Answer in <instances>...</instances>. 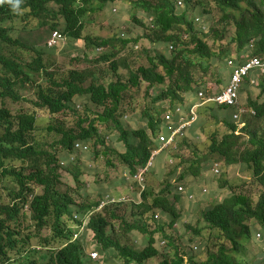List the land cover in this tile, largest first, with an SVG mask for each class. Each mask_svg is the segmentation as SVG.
<instances>
[{
    "label": "trees",
    "instance_id": "trees-1",
    "mask_svg": "<svg viewBox=\"0 0 264 264\" xmlns=\"http://www.w3.org/2000/svg\"><path fill=\"white\" fill-rule=\"evenodd\" d=\"M182 1L185 7L191 1L193 8L203 7L201 14L217 13L221 28L199 29L193 17L176 10V0H20L16 10L8 3L0 4V264H247L245 256L240 258V255L248 248L251 229L258 227L264 238V136L255 128L249 130L246 124L237 131L229 110L213 104L201 107L198 114L213 106L220 112L226 111L219 117L213 116L225 130L219 139L215 134L211 136L206 162L211 161L210 168L213 163L225 169L244 165L253 182L261 187L256 200L245 193L233 192L203 210L200 224L209 232V239L198 247L190 246L186 252L169 231L178 218L166 198L170 195L169 181L154 196L146 184L148 172L140 206L108 205L91 215L86 229L93 235L94 249L104 256L103 262L90 260L80 239L71 240L75 226L81 223L82 213L96 206L100 197L91 204L75 201L83 188L82 175L88 169L79 158L89 150L98 159L101 152L96 148L104 147V136L99 132L101 125L111 122L113 130L119 133L125 147L119 158L125 169L133 173L157 147L154 137L164 123V111L186 106L185 93L203 90L211 95L212 88L206 87L204 77L211 58L219 62L217 73L228 62L240 65L252 56L264 60V0ZM112 2L126 4L130 21L139 27H143L139 12L145 17L151 16L153 27L143 28L149 32L145 38L165 45L168 55L157 53L147 58V65L133 68L131 55L140 50H133L139 39L131 38V27L111 28L106 37L82 34L86 13L101 10ZM212 6L213 11L209 9ZM58 15L61 24L52 25L49 31L57 30L66 39L82 41L93 52L98 49L94 61L88 62L106 63L104 73L114 75V82L96 83L95 72L85 74L76 68H69L65 77L60 78L46 69L43 61L46 53L19 34L27 32L31 20ZM227 29H233L231 35ZM26 55H31L28 62L23 58ZM81 61H85V56ZM119 70L126 72V79ZM88 76L89 81L84 85ZM143 85L153 96L156 94L143 111L146 128L138 125L129 128L121 121L126 118L121 109L123 94L129 88L140 89ZM26 86L34 90L32 99L24 101L32 111L12 115L3 107V100L23 101L20 91ZM77 98L87 100L84 106L95 110L92 119L76 112ZM249 107L253 113L242 115L245 123L249 117L264 120V101L250 102ZM64 110L77 116L73 128L65 129L57 124L43 127L36 123V111L53 117ZM84 122L88 124L83 127ZM194 126L187 129L188 133ZM243 136L246 141L240 149ZM150 195L151 202L146 203ZM174 199H178L177 195ZM133 209L138 212L128 215ZM156 211L171 220H153ZM131 216L139 220L129 223ZM132 231L145 236L143 247L126 243V235ZM156 236L163 240V252L156 246ZM37 248L45 254L36 256ZM168 248L171 251L167 252Z\"/></svg>",
    "mask_w": 264,
    "mask_h": 264
},
{
    "label": "rangeland",
    "instance_id": "rangeland-1",
    "mask_svg": "<svg viewBox=\"0 0 264 264\" xmlns=\"http://www.w3.org/2000/svg\"><path fill=\"white\" fill-rule=\"evenodd\" d=\"M177 1L181 2V5L179 6H176L175 4L176 10L179 13L184 11L189 18L193 17L194 21H196L195 19L197 18L198 23L206 25L205 28L201 25H197L199 26V29H209L210 27L221 28L222 25L217 23L219 19L217 13L209 12V14H201L203 7L200 5H198V8H193L191 1V7L190 5L185 7L182 0H176V2ZM203 3L205 2L203 1ZM112 8H116L115 13L112 12ZM209 9L213 11L214 7L212 6ZM138 15L139 18H143V27H139L130 21L129 11L126 4H108L101 11L96 10L86 13V16L84 17L86 25L82 34L89 35V33H93L97 36L106 37L111 32V28L114 29L118 27L122 30L131 27V38L139 39L136 44V46H138L137 49H135V45H133V50L135 52L140 50L137 54H134V56L131 55V57H133L130 59V61H133L132 66L133 68H136L138 65H147V58L154 57L157 53L168 55V52L165 45L151 43L145 38L149 35V32L143 31V28H146L144 22L145 16L140 12ZM59 17V15L56 16V18H53L52 16H43L36 21L31 20L27 32H21L19 35L28 42L35 43L37 47L42 49V52L46 53V55L43 56L44 65L48 71L53 72L58 78L65 77V73L69 68H76L79 72L85 74L95 72L96 78L94 80L96 83L100 82L106 85L110 83V81L114 82L116 79L114 75L112 76L109 73H104V71L107 70L106 63H91L94 61L93 58L95 53L86 48L82 41L74 42L66 39L61 47L47 49L45 46V39L49 34V27L56 24L60 25L61 18ZM43 23H45L46 26L41 27ZM210 23L213 25L211 26ZM232 32L233 29H227L228 35H231ZM220 43L224 44V42ZM123 54H121L120 57L126 56ZM84 56L85 61L82 62L81 60ZM30 57L31 55H26V57L23 56V58L26 59L25 62H28ZM209 63H211V66L204 76L207 81L206 87L212 88V93H217L227 82L228 68L225 69V67H219L220 69L217 73L216 67L219 66V62L215 60V58H211ZM118 73L126 79L125 71L119 70ZM196 76L199 75L196 74ZM89 77L90 76H88V80L84 85L88 83ZM125 79L121 78V81L126 82ZM263 81L264 79L259 81V83L263 85ZM260 84L255 88L247 87L248 85L246 86V84H244L239 96V108L247 110V108H250V102L257 101V98L262 94L261 88H263V86H260ZM20 93L23 96V101L11 103L8 99L3 100V107L9 110L12 115L19 111H32L31 106L24 101L26 99H32V95L34 96V90L26 86L23 91H20ZM151 95L152 92L147 90L144 85L140 89L129 88L125 94H123L121 109L125 111L124 116H126V118H122L121 121L127 123L129 128H135L134 126L138 125L145 129L146 121L143 117V111L150 103L151 98L156 94H154V96ZM185 97L189 99L187 100L189 102L196 100L193 92L186 94ZM86 101L87 100L83 98L75 99L74 109L79 115H83L84 117L85 115H88L89 119H92L95 110L91 108V106L85 107L84 103ZM259 103L262 102L259 101ZM1 104L2 102L0 100V107ZM98 111L100 112V110ZM36 113V123L43 127H46L48 124H57L68 129L73 128L77 122V116L72 114L70 110H64L53 117L46 114L44 111H36ZM221 113H226V111L220 112V109H217L214 106L201 110L198 114L197 124L188 133L187 138L181 146L179 145L177 149L169 150L157 156L154 159L149 174L147 175L146 184L149 190L153 191L154 196H157L164 188L165 182L169 181L170 195L165 197L169 203L172 204L178 216L169 231L176 240V243H180L185 247L186 252L190 246L198 247L201 242L209 239V232L202 229V225L200 224V214L203 210L207 209L215 202L222 201L233 192L245 193L251 196L253 200H256L261 192V187L253 182L250 171H248L244 165L231 166L225 169L219 164V175H212L211 168L209 167V162L211 161L206 162V151L210 144L211 136L215 134V137L219 139L225 130L224 126H222L216 118H213V116L215 117L217 114L219 117V114ZM229 113H231V109L229 110ZM247 118L248 117H245V119ZM87 124L88 122H84L83 127ZM244 124L248 126L249 130L255 128L258 133H261L264 136V120L256 121L249 117L246 123L244 121ZM238 129L237 126V131L240 130ZM99 132L104 136V147L97 146L96 150L101 152L98 159L94 158L89 150L79 158L80 163L84 164L88 169L85 171V174L82 175L81 180H83V188H80L78 197L75 201L91 204L96 200L98 195H101L104 192V190H113L114 192L112 193L116 195H125L126 192H128L125 196L129 199H135L138 204L139 198H135L134 192L129 190V185L122 179V173L126 169L125 165L121 163L119 156L125 152V147L119 138V133L116 130H113L111 122L106 125H101L99 127ZM147 132L149 131L147 130ZM245 141L246 138L243 136L239 141L240 149L244 147ZM104 150H106V152H103ZM102 153H105V155ZM179 177H182L183 179L178 180ZM71 185L72 187L74 186L73 182H71ZM179 185H183L184 188L187 189L189 192L188 195L191 196L190 200H188L185 195L176 193L175 189ZM203 189H205V193L202 192ZM175 195H177L178 198L176 201L174 199ZM150 196L151 197H148L149 199L147 198L146 203L151 202L152 195ZM134 206L137 207V205ZM122 211L123 209L120 213H122ZM126 211H129V209ZM131 212L135 214L138 210L133 209L128 215H131ZM138 220V217L131 216V221L129 223H135V221L137 222ZM162 220L169 222L171 217L168 218V216L165 215L162 217ZM115 224L120 226L118 223ZM195 230L196 233L194 232ZM261 234L262 233L258 227L251 229V238L247 244L248 248L247 250H243L240 255V258L242 255L245 256L244 258L246 259L247 264H264V238ZM126 236V243L131 244L136 248H141L145 245V236L140 235L136 231L129 232ZM88 237L89 239L85 244L89 247L88 249H90V244H92V242L90 235H88ZM156 238V246L160 252H163V245L161 244L160 238L157 236ZM166 250L167 252L171 251L170 248ZM198 250L200 251V249H196L195 251L199 252ZM39 254L43 255L45 254V251L37 250L36 256ZM202 257L203 256H201V258ZM32 259H34V257H32ZM97 261L103 262L104 256L100 257Z\"/></svg>",
    "mask_w": 264,
    "mask_h": 264
},
{
    "label": "built area",
    "instance_id": "built-area-1",
    "mask_svg": "<svg viewBox=\"0 0 264 264\" xmlns=\"http://www.w3.org/2000/svg\"><path fill=\"white\" fill-rule=\"evenodd\" d=\"M150 22L151 18L148 19V23ZM150 27H152L151 24ZM60 40L62 41V36L57 31H53L46 45L47 47L54 46ZM227 66L230 68V74L228 81L223 86L222 90L217 93H211V95H206L202 90H199L196 93V104L191 105L187 110L183 107L176 106L173 112L167 111L164 114L166 133H160L155 137L157 148L151 151L146 163L141 167H137L132 175L125 174L126 180L136 185L137 189H134L133 186H130L129 189L131 191L135 190L138 197L144 190L145 175L151 169L156 154L177 148V140L182 138L184 136V131L197 120L198 108L207 104H213L216 107L233 109L230 114L231 120L236 124V126H238L239 129L243 127L244 123L241 120V117L242 114L246 113V110L239 108V94L246 80H249L248 83L252 86L257 85L255 78L264 75V60L258 57H250L240 65L228 62ZM211 172L213 175L219 174L220 170L216 163L212 165ZM176 192L184 193L183 187L177 186ZM202 192H205V190H202ZM187 198L191 199V196L189 195ZM128 201L129 199L124 196L114 199L109 194H106L100 200L97 209H101L106 204ZM157 218V214L154 215V219Z\"/></svg>",
    "mask_w": 264,
    "mask_h": 264
},
{
    "label": "clouds",
    "instance_id": "clouds-1",
    "mask_svg": "<svg viewBox=\"0 0 264 264\" xmlns=\"http://www.w3.org/2000/svg\"><path fill=\"white\" fill-rule=\"evenodd\" d=\"M115 1H117V0H115ZM4 3H8V4H10L11 6H12V8H13V10H16V9H18V7H19V4H20V0H0V4H4ZM112 3H117V2H112ZM111 4V3H110ZM117 4H119V5H121L120 4V2L119 3H117ZM108 5V4H107ZM179 5H181V2L180 1H177L176 2V6H179ZM103 9V8H102ZM101 9V10H102ZM100 10V11H101ZM112 12L113 13H115L116 12V8H112ZM149 18H151V22L150 23H148V19ZM196 21H194L195 23H196V25H201V26H203L204 28L206 27V25H204V24H201V23H198V19L196 18L195 19ZM144 22H145V26L146 27H148V28H152L153 27V19H152V17L151 16H148V17H145L144 18ZM150 24H151V26L152 27H150ZM54 31H57V30H54ZM52 32L53 31H49V34H48V36L46 37V39H45V46L47 47V45H46V43H47V41L50 39V37H51V34H52ZM58 32V31H57ZM59 33V32H58ZM60 35H61V33H59ZM62 36V41L60 40V41H58L54 46H51V47H47V49H55V48H59V47H61L63 44H64V42L66 41V38L63 36V35H61ZM121 36H123V34H121ZM135 47V49H137V47L138 46H134ZM251 45H249V47L247 48V50H251ZM169 49H170V47H169ZM96 51H98V49H96ZM96 51H94V53L96 52ZM252 57H257V56H252ZM250 58V57H249ZM258 58H260V57H258ZM248 59V57L245 59V61ZM261 59V58H260ZM226 68H228V70H227V74H228V77H229V74H230V68L226 65L225 66ZM264 79V75H261V76H258L257 78H255V80L257 81V85L256 86H252V85H250L249 83H248V81L249 80H246V82L244 83V84H246V86L247 87H253V88H255V87H257L258 86V84H259V81H261V80H263ZM227 81H228V78H227ZM227 83V82H226ZM244 84H243V86H244ZM243 88V87H242ZM241 88V89H242ZM199 91V90H198ZM197 91V92H198ZM203 91V90H202ZM197 92H193V94H195V97H196V93ZM204 92V91H203ZM241 92V91H240ZM188 93H190V92H188ZM188 93H185V94H188ZM184 94V95H185ZM184 95H183V98H184V101L186 102V106H180V107H183V108H185L186 110L191 106V105H193V104H196V102H197V100H194V101H187L186 99H185V97H184ZM239 96H240V94H239ZM203 107V106H202ZM201 108V107H200ZM200 108H198L197 109V119H198V110L200 109ZM221 108V107H220ZM222 109H225V108H222ZM174 110V109H173ZM173 110H169V109H166V111H164V113L162 114V118H163V121H164V114L168 111V112H173ZM227 110H230V109H227ZM233 111V109H231V112ZM247 112H250V113H253L252 111H249V109H247L246 110V113ZM246 113H244V114H246ZM229 114H231V113H229ZM230 118H231V115H230ZM241 120H242V117H241ZM244 123V122H243ZM197 124V120L189 127V128H191L193 125H196ZM165 126H166V123H165V121H164V123H163V125L161 126V130L156 134V136L158 135V134H160V133H163V134H165L166 133V131H165ZM244 126V125H243ZM188 128V129H189ZM241 129V128H240ZM239 130V129H238ZM188 131L189 130H185L184 131V136L182 137V138H180L179 140H177V148H178V142L179 141H181L184 137H187V135H188ZM237 134V133H236ZM155 136V137H156ZM155 137H154V139H155ZM157 148V147H156ZM155 148V149H156ZM176 148V149H177ZM154 150V149H153ZM170 150H172V149H170ZM167 151H169V150H167ZM167 151H165V152H167ZM87 152V151H86ZM85 152V153H86ZM165 152H161V153H158V154H156V156L154 157V159L157 157V156H159L160 154H162V153H165ZM151 154V153H150ZM153 163H154V160H153ZM214 164V163H213ZM212 164V165H213ZM153 165V164H152ZM219 167V166H218ZM137 168V167H136ZM136 168H135V170H136ZM211 169H212V167H211ZM135 170H134V172H135ZM219 170H220V168H219ZM150 171V170H149ZM148 171V172H149ZM133 172V173H134ZM147 172V173H148ZM132 172H130V171H128V170H125L123 173H122V179L129 185V187L128 188H130V186H133V188L134 189H137V187H136V185L134 184V183H131V182H129L128 180H126V178H125V174H130V175H132L133 174ZM146 173V174H147ZM213 175V174H212ZM219 175V174H218ZM218 175H213V176H218ZM144 184H145V181H144ZM179 186H182L183 187V190H184V193H178V194H180V195H185L186 196V198L189 196L188 195V191H187V189H185L184 188V186L183 185H179ZM177 188V187H176ZM130 190V189H129ZM176 190V189H175ZM203 190H205V189H203ZM106 191H109V192H106ZM131 191V190H130ZM111 192V193H110ZM112 192H114L113 190H104V192L100 195V197L96 200V202H97V205L96 206H94V207H92V208H90V209H88V210H86V211H84V213H82V215H81V218H80V221H81V223L79 224V225H76L75 226V228H74V232H73V234H72V238H71V240H77V239H80V241L82 242V248H83V250L84 251H86L87 253V256L90 258V260H92V261H95V262H97V260H99L100 259V257H103V255L102 254H99L95 249H94V246H95V244H94V241H93V239H92V237H93V235H92V233L89 231V230H87L86 229V225H87V223H88V221H89V219H90V217H91V215L92 214H94V213H96V212H98V211H100L102 208H104V207H106V206H108V205H117V204H131V205H140L141 204V194H142V192L140 193V195H139V197H138V195H137V192L134 190V191H132V192H134V194H135V198L137 197V198H139V203L137 204L136 203V200L135 199H129L127 196H125L128 192H126V194L125 195H116V194H113ZM177 193V192H176ZM203 193H205V192H203ZM106 194H109L112 198H114V199H117V198H119V197H122V196H124V197H127L128 199H129V201L128 202H122V203H110V204H106L104 207H102L101 209H97V207H98V205H99V202H100V200L104 197V195H106ZM188 199V198H187ZM188 200H190V199H188ZM26 208V207H25ZM157 214V216H158V218L157 219H154V215H156ZM165 215L164 214H162L161 212H159V211H156L154 214H153V216H152V218H153V220H156V221H159V220H161L162 219V217H164ZM75 218V217H74ZM164 219V218H163ZM166 222V221H165ZM88 235H90V239H91V242H92V244H90L91 245V248L90 249H88L89 247H87L86 246V244H85V242H87V240L89 239V237H88ZM256 235H258L257 233H256ZM145 240V239H144ZM161 244L163 245V240H161ZM36 250H38V248L36 249ZM92 255H94V256H92Z\"/></svg>",
    "mask_w": 264,
    "mask_h": 264
},
{
    "label": "crops",
    "instance_id": "crops-1",
    "mask_svg": "<svg viewBox=\"0 0 264 264\" xmlns=\"http://www.w3.org/2000/svg\"><path fill=\"white\" fill-rule=\"evenodd\" d=\"M264 82V81H263ZM225 83V82H224ZM263 88H264V83H263ZM262 89V88H261ZM264 91L262 90V94L260 95V97L259 98H257V101L259 102H263L264 101ZM186 95V94H185ZM185 95H184V97H185ZM185 99L186 100H189L187 97H185Z\"/></svg>",
    "mask_w": 264,
    "mask_h": 264
}]
</instances>
